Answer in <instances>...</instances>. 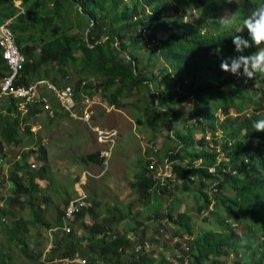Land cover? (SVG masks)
I'll return each mask as SVG.
<instances>
[{
	"label": "trees",
	"instance_id": "obj_1",
	"mask_svg": "<svg viewBox=\"0 0 264 264\" xmlns=\"http://www.w3.org/2000/svg\"><path fill=\"white\" fill-rule=\"evenodd\" d=\"M18 1L22 12L15 5L16 0H0V24L10 21L15 42L26 58L14 85H26L34 79H47L49 76L58 84L59 75L64 80L70 72L68 67H74L77 100L82 98V93L89 97L98 89L104 94L106 103L115 106L120 105L123 98L144 92L148 99L143 110L151 118L150 126L153 128L164 115L168 118L167 127L172 130L169 136L176 141V146L165 151V157L173 161L176 180L165 178L164 184L160 185L159 179L148 168L146 155L143 168L131 183L138 190L140 201L147 203L148 191L154 185L159 192L169 195L181 188L190 192L196 186L198 190L194 192L193 199L197 203L198 214L220 210L229 221L243 222L250 231L258 233L255 240L251 238L252 233L241 236L232 228L231 222L220 231H197L190 211L177 210L174 215L170 206L161 214H153V218L165 229L168 223L175 225L176 230L172 234L177 237L174 243L180 251L176 256L183 264H225L224 258L231 253L237 254L238 258L241 250L253 255V260L248 259L245 264H264V132H257L252 126L256 120L264 119V77H237L220 67L222 59L251 55L256 51L253 46L237 53L233 36L250 39L244 20L264 0H239V5L227 4L224 0H174L199 9L210 25L208 29L199 25L201 21L195 23L196 19L185 22L183 18L179 21L165 18L164 0ZM72 7L73 24L54 21L56 16L69 14ZM225 9L233 19L228 27L218 23ZM73 27L82 30L83 34H70ZM33 29L37 35L30 34ZM144 30L148 36L144 35ZM159 32H165L166 36L159 38ZM146 39L151 44L150 49L142 47ZM218 47L219 53L216 52ZM141 48L145 51H140ZM6 73L8 67L0 55V79ZM94 80L96 82L92 83ZM82 81H85L84 85ZM190 98L213 101L216 107L211 109L207 106L205 110L195 109L183 115L181 106ZM19 101L12 95L0 99V157L6 156L1 143L19 146L24 142L19 136L23 117L40 111L31 106L25 115L20 116ZM216 108L221 119L214 114ZM192 119L196 121L193 123ZM179 120H183L184 131L175 133L171 123ZM29 127L26 124L25 134L30 136ZM196 133H201L198 139L195 138ZM207 133H210L209 140L205 139ZM257 137L260 139L255 140ZM32 154L34 161L43 163L45 151L42 145L38 144L35 151L28 149L22 152L7 169V182L13 194L0 208V215L14 218L13 224L6 225L4 229L13 230L11 240L25 254L29 253L25 236L29 228L36 225L45 228L62 226L63 206L69 199L63 200L62 207H57L54 224L44 219V208L39 204L43 198L37 197L40 187L35 178L43 176L45 166L43 163L40 168L31 169L27 157ZM220 154L223 157L218 159ZM156 158L160 163L161 158ZM87 159L101 164L98 152L87 154ZM209 166L215 167L214 173L208 171ZM3 177L6 179L5 175ZM181 179L184 180L182 183ZM212 180L218 191L209 194L208 181ZM156 192L155 189V195ZM22 197L24 200L19 201ZM198 198H203L202 202H198ZM89 202L90 206L82 207L76 215V219H82L86 213L92 217L90 226L81 222L88 235L84 239L77 237L71 228L64 238L54 239L50 253L59 252L56 254L58 261L71 259L80 251L87 264L153 263L152 249L130 250L131 241L127 233L110 232L112 225L122 222L126 214L119 215L115 221L113 214L96 220L92 204L97 205L99 201L89 198ZM8 204H15L19 209H25L27 205L30 218L18 216ZM21 232L23 235H19ZM140 236L142 239L143 233ZM83 244H87V249L81 248ZM236 259L233 263L240 264ZM53 261L26 264H54ZM0 264H7L2 252Z\"/></svg>",
	"mask_w": 264,
	"mask_h": 264
},
{
	"label": "rangeland",
	"instance_id": "obj_2",
	"mask_svg": "<svg viewBox=\"0 0 264 264\" xmlns=\"http://www.w3.org/2000/svg\"><path fill=\"white\" fill-rule=\"evenodd\" d=\"M18 2L19 1L16 0L15 5L18 8H21V6H19L20 4L18 5ZM162 5L165 7L163 15L171 21H179L183 18L184 21L193 22L194 19H196L195 23L201 21L202 24L199 25L204 26L206 29L210 27V25L204 20V15L197 8H190L188 5L179 4L174 0H164ZM189 11L190 15L188 14ZM73 15L74 8L72 7L70 8L69 14L56 16L54 21L56 23L67 22L73 24ZM188 15L190 17H187ZM220 17H226L228 23L233 21L231 13L227 9L221 13ZM218 23L221 24L220 21ZM241 29L242 27L240 30ZM32 33L37 35L35 29L31 30L30 34ZM69 33L77 35L83 34L82 30L77 27L71 28ZM143 33L148 36V33ZM157 35L159 38H164L166 33L159 32ZM26 36L28 35L26 34ZM147 41L148 40L146 39L143 42L142 47L150 49L151 44ZM143 48H141L140 51L144 52L145 49L143 50ZM68 71L70 72L64 80L59 75L56 80L59 85H61L62 82L65 84H73L77 79L74 67H68ZM260 78L261 76L256 77V79ZM48 79H52V77L49 76ZM91 82L95 83L96 81L94 80V82ZM83 94L84 93H82V96ZM48 96L53 101L54 114L47 117L43 114L45 111L42 110L41 112L43 113L40 116L34 115L23 117L19 128V136L23 138L24 142L19 146H6L5 154H8L7 157L13 160L14 158H17V155H22L21 149L24 146H29L34 143L35 145L33 146L39 144L44 148L45 159H43V163L45 168L42 172L45 174L44 178L49 184L47 191H44V194H37V197H42L43 201H45H41L42 208H46L50 214L52 213V215L49 214L43 216L44 219L51 222V224H54L55 222L53 215L57 212V207L63 205V200L72 198L75 194V190L79 187V183L83 182L82 187L88 193L89 198H91V200L94 199L95 201H99V203L97 202V205L92 204V207H94L96 212L94 216L96 220L101 218L104 219L105 216L113 214V220L115 221L116 217L119 215L126 214V217L122 222L112 225L113 227L110 229L112 234L115 231L127 233L128 236H130V232H134V234L138 236L143 233L142 239L148 238L152 240V264H183L176 256L180 251L179 248H176L175 241L172 238V232L176 230L175 225L172 222L168 223L166 229L163 228V239L155 241L153 236L155 234V225L157 222H146L153 218V214H161L170 206L174 209V215L177 210L190 211L193 214L192 222L197 231L208 229L220 231L228 222H231L232 228H234L241 236L243 234L252 233V240H255L258 237V233L250 231L247 224L243 222L233 223V221H229L227 218L228 216L223 214L220 210H212L211 213L205 211V213L198 214L196 211L197 203L193 199L194 192L198 190L196 186L193 190L191 188L190 192L186 190L184 191L181 188L180 190H176L173 195L163 194L162 192H159L160 194L156 192L157 194L155 195V189L157 187L154 185L148 191L149 199L147 203H149L147 204L140 201L139 192L136 188L131 186V183L135 180L136 173L143 168L144 155L141 153V149L147 147V152L149 147L147 143L153 141V143L160 144L161 148L158 152L159 155H157L161 157L165 155V151L168 149H174L176 146V141L169 136V133L171 134L172 130L167 127L168 118L166 115L160 119V122L158 121V123L154 124L153 128L150 126L151 118L150 116H146V113L143 110L146 105V100L148 99L144 92L135 94L129 98H123L121 104L115 106L108 105L105 101L104 94L98 89L88 97L87 102H84L83 100L80 101V109H78V112L80 113L82 109L86 108L90 113L89 123L92 124V126H97V128L102 131H108L111 129L117 131L114 138L109 165L104 172H102L103 168L100 166V163L89 161L87 159V154L94 152L99 153V151L106 147L105 143L98 140V132L92 131L89 125L82 120H74L68 114L61 112L51 93L48 92ZM3 97L5 96H0V99ZM207 106L212 109L216 107V104L207 99L197 101L196 99L190 98L185 105L181 106V113L187 115V112L189 111L195 109L205 110V107ZM230 111L235 112L234 109H231ZM232 112H230V114L234 115ZM214 114L218 115L220 119L222 118L218 108L215 109ZM20 115L22 116L23 114L21 113ZM72 121H76V123H72ZM182 121L183 120H179L171 123L175 133H181L184 131ZM191 121L194 123L196 120L192 119ZM25 122L28 124L40 123L41 127L38 130L35 131L33 128V137L32 135L29 136L28 134H25V131L23 130ZM206 131L209 130L206 129ZM207 135H209V133H207ZM200 136L201 133L195 134L196 139ZM259 139L260 138L258 137L255 138V140ZM31 156L34 155H29L27 159L31 160ZM62 157H64L65 162H63V164L57 163L58 158L61 159ZM221 157H223V155L220 154V158ZM72 165L79 166V169L73 170V168L69 167ZM254 165H256V167L258 166L257 159L254 160ZM160 166L161 164L158 165L159 169ZM10 168L11 166L8 167V170ZM85 170L91 175L87 176V178H83L82 181H78L81 172H84ZM163 172L164 169H162V173ZM171 177L172 179L175 178L173 177V174ZM6 179H9L8 171ZM6 179L3 177V182L6 181ZM183 181V179L180 180L181 183ZM7 183L5 182V185L2 184L0 188V208L7 204V198L11 197L13 194L12 187ZM22 199L24 200V197L20 198L19 201ZM202 200L203 198H198V202H202ZM157 201L159 202L157 203ZM9 208L16 210L18 216H21L24 219L30 218V212L27 205L25 209H19L15 204L9 205ZM212 209H214V207H212ZM103 215L105 216L100 217ZM13 219L14 218H10L8 215H0V252L4 253L7 264L36 263L37 261H48L50 259L54 260V264H77L76 262H60L56 255L59 254V252L54 251L50 253L51 247L52 245L54 246L55 243L54 239L60 240L67 235V233L60 229L58 234L54 235V232H52V240H50L47 228L45 230V227H39L38 225L32 226V228L30 227V232L28 231L25 235L27 236L26 243L29 253L25 254L14 242H12L10 236L14 235L13 230L4 229L6 225L10 226L13 224ZM138 222L141 223L140 226L137 225ZM84 223H86L87 226H90V223H92V217ZM37 227L44 229L46 235L44 243L41 246L39 244L36 245L32 239L34 238V230ZM72 230H75L74 232L77 237L83 238L88 235L87 229L83 228L81 224V219L74 220ZM142 230L144 232H142ZM21 231L25 233L24 230ZM22 232L19 233V235H23ZM36 235L39 239L42 238L41 232H37ZM45 242H48L47 245H45ZM85 246H87V244ZM85 246H82L81 248L87 249ZM77 254L79 257L81 256L80 251ZM238 255H240V257L237 258V254L231 253L229 257L224 258L225 264H235L233 262L236 258V260L240 261V264H245L248 259L253 260V255L245 251L240 250Z\"/></svg>",
	"mask_w": 264,
	"mask_h": 264
},
{
	"label": "built area",
	"instance_id": "obj_3",
	"mask_svg": "<svg viewBox=\"0 0 264 264\" xmlns=\"http://www.w3.org/2000/svg\"><path fill=\"white\" fill-rule=\"evenodd\" d=\"M19 10L22 12V9L19 8ZM194 11V10H192ZM190 15V11L188 12ZM187 17H190V16ZM184 20V19H183ZM186 21V20H185ZM0 55L4 63L8 67V73L4 74L2 78L0 79V96H9L12 95L14 97H17L20 99V105L25 109L26 105L35 106L39 109H42L46 113H48L49 116H52L54 114V109L49 101V98L47 95L42 94L40 89L42 86L47 87L48 90H50L54 96L56 97V100L58 104L60 105V108L62 109V112L68 114L69 116L73 117L74 119L82 120L83 122L87 123L91 130L98 132L99 137L98 140L102 143L106 144V147L99 151V156L102 158V167L104 171L108 165H109V159L111 157L113 144H114V138L117 134V131L114 129L108 130V131H102L96 126H92V124L89 123L90 121V113L89 111L84 108L79 113L78 109H80V102H77L75 98V89L74 86L71 84H67L65 86L59 87L52 81H49L48 79H40L36 81H31L28 84H21L18 86H15V80L17 79V76L19 72L22 70L23 65L25 63V56L20 51L18 45L15 42L14 33L12 32L10 21L6 20L5 22L0 24ZM85 84V81H82V85ZM84 102L88 101V96L84 94V98L82 99ZM81 100V101H82ZM33 130V128H32ZM206 139L209 140L210 137L207 135ZM151 156L149 157L148 161V168L149 170L153 171V176L158 178L160 181V185H163L165 178H168L170 181L176 180V172L172 170V164L173 161H169L167 157H163L161 159V162L157 160L155 157V153L159 149V145H151ZM33 151L37 150L36 146L31 147ZM2 159H0V166H1ZM161 164L160 169L158 168V165ZM43 165L42 161H35L32 162L30 165L31 169L34 168H40ZM162 169H164V172L162 173ZM229 169V168H228ZM155 171V172H154ZM208 171L214 173L215 167L209 166ZM234 172V171H233ZM172 174L174 179H172ZM6 176L5 169L2 168L0 170V188L3 184V176ZM91 174L88 171H84L79 181H82L83 178H86V176H90ZM83 182L79 183V187L75 190V194L72 198H70L67 203L64 205V214H63V224L61 226V229L65 232L70 231L71 229V223L75 219L76 215L79 213L80 209L85 206H90L89 202V195L82 187ZM210 187L212 191H216V185L215 182L212 181L210 183ZM156 191L159 193V188H156ZM163 228L158 229V234L156 235V238H158L160 235H163ZM176 240V237H174V241ZM150 247V244L145 241L143 245L141 243H136L134 246L135 252H140L142 250H148ZM79 258L76 257L72 259V261H78ZM81 261V264H86L84 259L79 260Z\"/></svg>",
	"mask_w": 264,
	"mask_h": 264
},
{
	"label": "clouds",
	"instance_id": "obj_4",
	"mask_svg": "<svg viewBox=\"0 0 264 264\" xmlns=\"http://www.w3.org/2000/svg\"><path fill=\"white\" fill-rule=\"evenodd\" d=\"M224 2L227 3V4L235 3V4L239 5V0H224ZM185 22H187V21H185ZM220 23L224 27H228L229 26L226 17L221 18L220 19ZM244 28L247 29L250 39H245L241 35L233 36V44L235 45V51L237 53H243L246 49L252 48L253 46L256 48V51H254L251 55H243V54H241V55H238V56H236L234 58L222 59L221 65H220L221 70L225 71V72H228L231 75L237 76V77L243 75L247 79H254L257 76L264 77V3L258 5L254 10L251 11V13L248 15V17L244 20ZM242 30H243V28L241 29V31ZM143 32H145V30ZM216 52L217 53L220 52V48L219 47L216 48ZM252 126L257 132H264V119L256 120L253 123ZM206 136H205V139H206ZM208 136L210 137V133H209ZM149 142L147 143L149 145V147H148L149 150L147 151L148 153L145 151V157H146V155H148L146 157L147 161H149V157L152 155L151 154V149H152L151 145H154V144L155 145H159V149H158L157 152H159V150L161 148L160 144L153 143V141H151V143H149ZM257 143H258V141H257ZM157 156L158 155H155V157H157ZM163 157H165V155L159 157V159L160 158L162 159ZM218 159H220V156L218 157ZM109 161H110V159H109ZM147 164H148V162H147ZM100 166L102 167V158H101V165ZM104 171H102V172H104ZM82 173L83 172H81V174ZM152 173H153V171H152ZM5 174H7V173L5 172ZM79 178L80 177H78V181H79ZM86 178H87V176H86ZM212 181H208V182L211 183ZM215 185H216V183H215ZM216 188H217V186H216ZM207 191H208L209 194H214V193H216L218 191V188H217L216 191H212L211 187H210V184H209L208 188H207ZM63 208H64V206H63ZM203 213H205V212H203ZM74 220L72 221V223L70 225L71 228H72V225L74 223ZM148 221H150V222L156 221L157 222L156 225H155L156 229H155V234L153 236V239H157V241L158 240H162L163 239V235H160L158 238H156V235L158 234V229L160 228L159 221L157 219H155V218L151 219V220H148ZM161 228H163V227H161ZM58 229H60L61 231L65 232L64 230L61 229V226H59ZM68 232H65V233H68ZM128 237H129V239L131 241V245H130V248H129L130 250H134V246H135L136 243H141L143 245V243L145 241H147L150 244L149 249L146 250V251H149V250L152 249V246H151L152 240L151 239H148V238L141 239V236L140 235L138 236V235L134 234V232H130V236H128ZM173 239H174V237H173ZM176 240H177V237H176ZM76 255L77 254H75V256L73 258H75ZM77 257L79 258V255H77ZM73 258H71V259L63 258L62 260L66 261L68 263H71V262H75V261H72ZM82 259H84V258H82Z\"/></svg>",
	"mask_w": 264,
	"mask_h": 264
},
{
	"label": "crops",
	"instance_id": "obj_5",
	"mask_svg": "<svg viewBox=\"0 0 264 264\" xmlns=\"http://www.w3.org/2000/svg\"><path fill=\"white\" fill-rule=\"evenodd\" d=\"M13 32V31H12ZM15 37V36H14ZM17 44V43H16ZM43 79H46V78H43ZM48 79V78H47ZM36 80H40V79H34V80H32V81H36ZM49 81H51V79H48ZM54 83V82H53ZM56 84V83H55ZM57 86H59V87H62V86H65V85H67V84H65V85H58V84H56ZM71 85H73L74 86V83L73 84H71ZM75 89V88H74ZM40 91H41V93L42 94H45V95H47L48 96V92L49 93H51V95L53 96V98H54V100H55V102L57 103V105H58V109L59 110H61V112H62V109L60 108V105L58 104V102H57V100H56V97L54 96V94L50 91V90H48L47 89V87H45V86H42L41 87V89H40ZM87 95V94H86ZM76 96V95H75ZM88 96V95H87ZM81 99L80 100H77V98H76V100H77V102H80L83 98H84V94H83V96H82V94H81ZM48 98H49V101H50V103H51V105H52V107H53V109H54V104H53V101L50 99V97L48 96ZM20 102H19V110H20V114L22 113L23 115H25L26 114V111H28V108L29 107H31V105H26V108L24 109L23 107H22V105H21V107H20ZM57 110V109H56ZM42 111V109H40V111L39 112H36L34 115L35 116H40L43 112H41ZM64 113V112H63ZM44 115H46L47 117H50L49 115H47L46 114V112L45 113H43ZM22 115V116H23ZM33 115V116H34ZM21 116V115H20ZM28 116H31V115H28ZM71 117V116H70ZM71 118H73V117H71ZM74 119V118H73ZM75 120V119H74ZM72 123H76V121H72ZM26 124H28L27 122L24 124V127H23V130L25 131V126H26ZM29 130H30V136L32 135V137H33V131H34V129H35V131L36 130H38L41 126H40V123L39 122H37V124H29ZM32 128H34L33 129V131H32ZM20 130V129H19ZM20 133V132H19ZM33 145H35L34 143H32V145H27V146H24L21 150H22V152H25V151H27L28 149H31V147H33ZM148 145V144H147ZM147 145H145V146H147ZM1 146H3V153L5 154V150H6V146L7 147H9V146H14V145H4V143H1ZM37 148H38V145L36 146ZM146 149H147V147L146 148H142L141 149V153L144 155V158H145V151H146ZM149 150V149H148ZM6 156H4V157H0V159H2V162H1V166H2V168H4L5 169V172L7 171V169H8V167L15 161V160H17V159H19L20 158V155H17V158H14L13 160H11L10 158H8L7 157V155L8 154H5ZM31 160H28L27 159V161L31 164L32 162L31 161H33V162H35L34 161V156H31V158H30ZM8 160V161H7ZM57 160V159H56ZM63 162H65V160H64V157H62L61 159L60 158H58V160H57V163H60V164H63ZM69 167H71V168H73V170L74 169H79L78 167L79 166H75V165H72V166H69ZM44 175L45 174H43V176L42 177H39V178H35V182L38 184V186L40 187V190H39V193H37V194H44L45 192L44 191H47V189H48V184H49V182L44 178ZM80 175V174H79ZM5 182L7 183V179H6V181H4L3 182V185H5ZM9 186H10V183H7ZM41 200V199H40ZM39 200V204H41V207H42V203H41V201ZM63 205H60V207H62ZM50 214V212H48L47 211V209L46 208H44V213H43V215L44 216H47V215H49ZM50 215H52V213L50 214ZM56 216H57V212L56 213H54V215H53V217L55 218V220L54 221H56ZM105 215H103V216H100V217H104ZM153 216V215H152ZM91 216L88 214V213H86L83 217H82V219H81V222H87V220H89V218H90ZM151 219H154V218H151ZM146 222H149V221H146ZM39 226V225H38ZM39 227H41V226H39ZM31 228H32V226H31ZM30 228V229H31ZM40 229V230H39ZM45 230H46V228H45ZM47 231H48V235H49V237H50V240H52V232H54V235L55 234H58V232H59V229H58V227H56V226H54V227H49V228H47ZM29 232H30V230H29ZM37 232H41V234H42V238L41 239H39L38 238V236L36 235V233ZM117 231H115L114 233H116ZM120 233H122V232H120ZM31 236V235H30ZM45 232H44V229H42V228H36L35 230H34V233H33V237L35 238H32L33 239V241L36 243V245L37 244H39L40 246L44 243V239H45ZM48 237V238H49ZM29 240V239H28ZM47 243L48 242H45V245H47ZM153 244V242L151 243V246H153L152 245ZM83 246H85L84 244H83ZM78 255V254H77ZM83 258V257H82ZM82 258H80L79 257V260H83ZM86 258H84V261H85V263L87 264V262H86V260H85ZM78 260V262L77 261H75L77 264H81V261H79Z\"/></svg>",
	"mask_w": 264,
	"mask_h": 264
}]
</instances>
